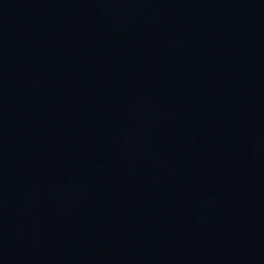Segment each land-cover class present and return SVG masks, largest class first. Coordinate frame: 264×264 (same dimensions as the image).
<instances>
[{
	"label": "water",
	"instance_id": "1",
	"mask_svg": "<svg viewBox=\"0 0 264 264\" xmlns=\"http://www.w3.org/2000/svg\"><path fill=\"white\" fill-rule=\"evenodd\" d=\"M0 264H264V0H0Z\"/></svg>",
	"mask_w": 264,
	"mask_h": 264
}]
</instances>
